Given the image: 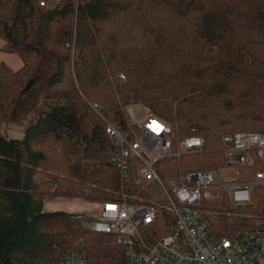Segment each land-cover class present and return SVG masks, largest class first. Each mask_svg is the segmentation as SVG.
Here are the masks:
<instances>
[{
	"label": "trees",
	"instance_id": "obj_1",
	"mask_svg": "<svg viewBox=\"0 0 264 264\" xmlns=\"http://www.w3.org/2000/svg\"><path fill=\"white\" fill-rule=\"evenodd\" d=\"M0 37L23 61L18 70L0 63V264H55L81 237L91 264H125L115 236L46 202L118 200L106 127L135 138L126 105L142 103L181 135L196 126L205 139L200 162L158 163L164 183L166 168L225 166L224 134L264 132V0H0ZM22 115V138L6 136L2 124ZM238 170L251 182L264 159ZM254 197L234 209L225 196L223 210L209 212L217 239L264 228V184ZM170 226L173 213L161 209L160 235Z\"/></svg>",
	"mask_w": 264,
	"mask_h": 264
},
{
	"label": "built area",
	"instance_id": "obj_2",
	"mask_svg": "<svg viewBox=\"0 0 264 264\" xmlns=\"http://www.w3.org/2000/svg\"><path fill=\"white\" fill-rule=\"evenodd\" d=\"M94 108L100 112L98 105ZM135 124L138 129H133L132 139L107 122V134L116 146L111 163L120 174L119 197L98 202L88 228L104 235L128 236L127 241H118L125 245V264H264V228L246 229L235 237L221 239L214 234L206 207L207 201L217 198L212 188L221 177L219 173L180 168L178 177L168 184L160 176V161L205 150V139L198 127L193 126L189 134L181 135L168 120L149 110ZM222 143L231 166L264 159V132L226 133ZM132 158L139 168L134 178ZM263 178L264 173H257L258 181ZM153 183L161 186L163 199H150L149 194H153L149 189L145 190V197L133 195L126 187H148ZM230 200L234 206L249 204V185L232 186ZM164 208L173 213L175 226L160 235L159 214ZM55 264H91L84 238L75 240Z\"/></svg>",
	"mask_w": 264,
	"mask_h": 264
},
{
	"label": "rangeland",
	"instance_id": "obj_3",
	"mask_svg": "<svg viewBox=\"0 0 264 264\" xmlns=\"http://www.w3.org/2000/svg\"><path fill=\"white\" fill-rule=\"evenodd\" d=\"M49 3H51V0H49ZM147 110L150 111V109L148 107H146L145 105H143L142 103H131V104L126 105L125 112H126V115L128 117L129 123L132 125L136 121H139L141 118H143V116L145 115V112ZM131 113H133L134 115L131 116ZM26 119H27V117H24V115H22L17 120L3 123L1 126V129H2V131H4V133L8 137L22 138V136L24 134L23 128H24L25 124L27 123ZM175 129H177V128H175ZM241 132H243V131H241ZM248 132H253V131H248ZM222 148H223V146H222ZM222 148H221V151H222ZM198 154L199 153H193V155L190 154V155L184 156L182 161H180L181 165H179V167L180 166L187 167L189 165L196 164L194 162H200L201 156ZM226 159L227 160H226L225 166L220 167L218 169H211V170H214L217 173H219V175L221 177L218 179L215 186L212 188L213 192L214 191L217 192V196H216L217 198L207 201L208 206L206 208H207L208 214L210 211H213V210L214 211H222L223 210V206L221 205V203L224 201L225 196H227V202H229V206L231 208H234V209L255 203L254 186L264 184V178L261 181L257 180V173H264V171H260V170L256 171V177L251 182L242 183L238 180V175H239L238 166L253 165L257 160H255L254 162H251L250 164H241V165L231 166L228 158H226ZM159 168L163 170V168L158 166V170H159ZM164 170H165V168H164ZM172 170H173L172 168H171V170L169 168H166V175L165 176L167 179H173V178L178 177L179 171H175V173H173ZM160 176H161V174H160ZM169 181L170 180H168L166 184H168ZM235 184L249 185V187L251 189V202L249 204L242 205V206H234L233 204H231L230 191H231L232 186H234ZM128 186H129V189L131 191V194H133V195L139 196L138 193H136V191H135V187H136V188H141L143 190L149 189V191L153 194V195L149 194L150 199H153V197H154L156 200H160V199H163V197H164L163 192L161 190V186L159 187L155 183L148 185V187H141V186H134L131 184H127L126 187L128 188ZM97 203L98 202H91V201H88V200L83 199V198H77V199L57 198L54 200L47 201L46 202V208L48 210H63V211L75 213L78 215L80 214L79 216H81V217L77 216V218L81 219V220H85L86 218H89V219L94 218V216L96 215L97 210H98V204ZM90 223L91 222H88V220H86L83 223V226L85 228H88L87 225H89ZM116 239H117V241L123 242V241L128 240V236L119 235V236H116Z\"/></svg>",
	"mask_w": 264,
	"mask_h": 264
},
{
	"label": "crops",
	"instance_id": "obj_4",
	"mask_svg": "<svg viewBox=\"0 0 264 264\" xmlns=\"http://www.w3.org/2000/svg\"><path fill=\"white\" fill-rule=\"evenodd\" d=\"M1 38V37H0ZM3 39H0V63H5L13 70H18L23 66V61L19 55L9 53L1 49L3 45Z\"/></svg>",
	"mask_w": 264,
	"mask_h": 264
},
{
	"label": "water",
	"instance_id": "obj_5",
	"mask_svg": "<svg viewBox=\"0 0 264 264\" xmlns=\"http://www.w3.org/2000/svg\"><path fill=\"white\" fill-rule=\"evenodd\" d=\"M31 84H32V82L27 85V88H29L31 86Z\"/></svg>",
	"mask_w": 264,
	"mask_h": 264
},
{
	"label": "snow or ice",
	"instance_id": "obj_6",
	"mask_svg": "<svg viewBox=\"0 0 264 264\" xmlns=\"http://www.w3.org/2000/svg\"><path fill=\"white\" fill-rule=\"evenodd\" d=\"M197 143H198V141H197Z\"/></svg>",
	"mask_w": 264,
	"mask_h": 264
}]
</instances>
